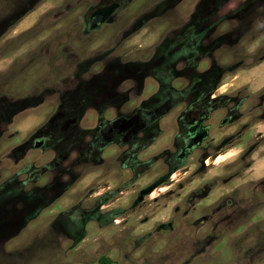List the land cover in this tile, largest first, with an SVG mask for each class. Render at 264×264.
Returning a JSON list of instances; mask_svg holds the SVG:
<instances>
[{
  "label": "rangeland",
  "instance_id": "374dc122",
  "mask_svg": "<svg viewBox=\"0 0 264 264\" xmlns=\"http://www.w3.org/2000/svg\"><path fill=\"white\" fill-rule=\"evenodd\" d=\"M0 24V264H264V0H0Z\"/></svg>",
  "mask_w": 264,
  "mask_h": 264
},
{
  "label": "flooded vegetation",
  "instance_id": "af4514ba",
  "mask_svg": "<svg viewBox=\"0 0 264 264\" xmlns=\"http://www.w3.org/2000/svg\"><path fill=\"white\" fill-rule=\"evenodd\" d=\"M14 3L16 5H20L21 0H14ZM14 8H17V7H14ZM27 11L28 10H26L25 12H27ZM106 13L108 14V12H103V14L97 15L96 17H93V19H91V20H84L82 22L81 26H80V30L79 31H76V35H77L78 39H82L84 37L82 35V33H84L85 35H90L91 36V34H93L95 32L97 26H99L100 33H102L103 35L106 34L107 36L110 35V32H111V24H109L110 22H108V20L110 18H108V16H106L107 15ZM25 15H26V13L19 14L17 20L19 18L20 19L21 18L23 19V16H25ZM29 16L25 17L23 20H20L21 22H6V26H8L9 29L12 28L13 30L16 31V29H19V27L23 25L24 21ZM89 21H91V22H89ZM76 23L77 22H75V24H74V22L72 23V26L75 27V28H76ZM0 26H2V24H0ZM122 27L126 28V26H124V25H122ZM7 28H5V29L7 30ZM26 29H28V28H26ZM63 29L64 28H62L61 31H63ZM25 31H20L19 34H18V36H16V37L13 36L12 37V40H13L12 41V46L10 45L8 47V49L6 50V52L3 55V58H5V56L6 55H9L10 53L14 57H16V55L18 54V52L21 51V47H22L23 43L29 42V41L32 40V38H35L36 37L35 34L32 36V33H31L32 31L29 32V33H26ZM69 31H70V29H69ZM21 32H24V33L21 34ZM69 35L70 36H74L73 34H70V33L69 34H66V36H69ZM61 36H64V34H62ZM64 49H67L68 50L69 48H65L64 47ZM71 56H70V58H71ZM27 58H28L27 60H25V59H22V61L14 60L12 62L13 64L10 67V70H11V74L12 75H15V76L18 77V76H21V75L25 74L26 72L28 74L30 72L31 67H32L30 65L31 64V59L34 58V59H38L39 60L41 58V50H39L38 53H34V56L30 55ZM67 59H69V58H67ZM38 69L42 70L43 68L39 67ZM44 73H45V71H44ZM29 102H30V98H24V100L22 101V104L21 105H23V106L26 107L29 104ZM5 108L7 109L6 111L8 112L9 108H13V103H10V104H0V113L3 114V115L5 113ZM11 110H10V112H11Z\"/></svg>",
  "mask_w": 264,
  "mask_h": 264
},
{
  "label": "trees",
  "instance_id": "16d2710c",
  "mask_svg": "<svg viewBox=\"0 0 264 264\" xmlns=\"http://www.w3.org/2000/svg\"><path fill=\"white\" fill-rule=\"evenodd\" d=\"M99 264H111V262H109V260L106 258H101L99 260Z\"/></svg>",
  "mask_w": 264,
  "mask_h": 264
},
{
  "label": "water",
  "instance_id": "95a60500",
  "mask_svg": "<svg viewBox=\"0 0 264 264\" xmlns=\"http://www.w3.org/2000/svg\"><path fill=\"white\" fill-rule=\"evenodd\" d=\"M195 142H196V141H195ZM154 188H155V187H153V188H151L150 190H148V191H147V194H149L150 192H152ZM140 198H141V197H140Z\"/></svg>",
  "mask_w": 264,
  "mask_h": 264
},
{
  "label": "bare ground",
  "instance_id": "6f19581e",
  "mask_svg": "<svg viewBox=\"0 0 264 264\" xmlns=\"http://www.w3.org/2000/svg\"><path fill=\"white\" fill-rule=\"evenodd\" d=\"M260 76V75H259Z\"/></svg>",
  "mask_w": 264,
  "mask_h": 264
}]
</instances>
